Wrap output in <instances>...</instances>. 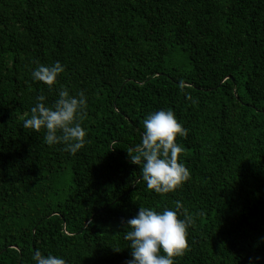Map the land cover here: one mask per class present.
Wrapping results in <instances>:
<instances>
[{
  "label": "trees",
  "instance_id": "trees-1",
  "mask_svg": "<svg viewBox=\"0 0 264 264\" xmlns=\"http://www.w3.org/2000/svg\"><path fill=\"white\" fill-rule=\"evenodd\" d=\"M59 90L87 100L75 155L23 127ZM159 110L187 130L166 194L131 160ZM140 207L190 220L176 264H264V0H0V264H128Z\"/></svg>",
  "mask_w": 264,
  "mask_h": 264
},
{
  "label": "clouds",
  "instance_id": "clouds-1",
  "mask_svg": "<svg viewBox=\"0 0 264 264\" xmlns=\"http://www.w3.org/2000/svg\"><path fill=\"white\" fill-rule=\"evenodd\" d=\"M65 71L57 61L53 66H38L31 73L34 81L42 82L51 90L57 78ZM46 97L36 98L30 115L23 122L25 129L37 133L44 131L47 145L64 146V150L75 155L87 143L86 130L81 119L87 104L83 92L77 96L67 90H59L58 98L49 106ZM144 132L141 145L135 147L131 158L140 166L141 179L149 190L166 194L180 188L190 179V172L181 161L183 147L178 137H185L187 130L178 122L171 110H159L149 114L143 121ZM190 220L179 219L175 211L165 209L157 212L140 207L138 213L126 224L124 239L129 242L131 259L128 264H176V258L188 250L187 231ZM35 264H66L65 259L37 251Z\"/></svg>",
  "mask_w": 264,
  "mask_h": 264
}]
</instances>
